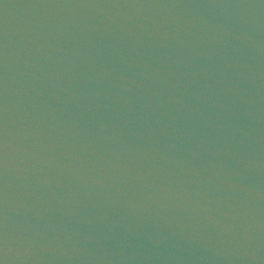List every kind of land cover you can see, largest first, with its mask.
Here are the masks:
<instances>
[{"label": "water", "instance_id": "95a60500", "mask_svg": "<svg viewBox=\"0 0 264 264\" xmlns=\"http://www.w3.org/2000/svg\"><path fill=\"white\" fill-rule=\"evenodd\" d=\"M0 264H264V0H0Z\"/></svg>", "mask_w": 264, "mask_h": 264}]
</instances>
